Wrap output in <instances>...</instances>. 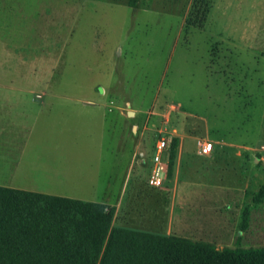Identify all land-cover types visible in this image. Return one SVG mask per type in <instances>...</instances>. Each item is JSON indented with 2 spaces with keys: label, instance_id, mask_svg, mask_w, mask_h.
Here are the masks:
<instances>
[{
  "label": "rangeland",
  "instance_id": "1",
  "mask_svg": "<svg viewBox=\"0 0 264 264\" xmlns=\"http://www.w3.org/2000/svg\"><path fill=\"white\" fill-rule=\"evenodd\" d=\"M0 91L39 93L34 101L47 103L29 112L36 122L30 121L25 157L8 183L91 201L117 199L105 195L106 187L90 188L92 179L106 181L96 178L92 160L101 134L124 139L121 126L127 133L134 123L128 110L137 111L139 128L146 125V160L161 137L172 146L174 137L163 129L176 128L220 143L215 174L223 184L237 175L240 194L215 198L216 213L211 196L186 195L181 188L172 235L189 233L220 248L264 245V202L255 203L264 186V0H0ZM104 100L124 119L117 111L108 121L101 117ZM96 102L99 107L89 106ZM190 157L185 153L181 178L192 174ZM176 159L160 188L175 186ZM122 176L116 172V191ZM132 183L124 206L132 201ZM164 197L170 203L174 196ZM141 202L144 219L134 216L130 223L165 232L151 211L164 201ZM119 214L116 224H124ZM189 215L191 224L181 228Z\"/></svg>",
  "mask_w": 264,
  "mask_h": 264
},
{
  "label": "trees",
  "instance_id": "2",
  "mask_svg": "<svg viewBox=\"0 0 264 264\" xmlns=\"http://www.w3.org/2000/svg\"><path fill=\"white\" fill-rule=\"evenodd\" d=\"M178 144L174 137L171 172ZM255 200L264 201V186ZM116 211L101 202L0 185V264H264V245L220 248L141 231L116 224ZM248 218L247 212L245 227Z\"/></svg>",
  "mask_w": 264,
  "mask_h": 264
},
{
  "label": "crops",
  "instance_id": "3",
  "mask_svg": "<svg viewBox=\"0 0 264 264\" xmlns=\"http://www.w3.org/2000/svg\"><path fill=\"white\" fill-rule=\"evenodd\" d=\"M39 95L41 94L28 93V92L26 93L23 92V94L22 92L18 94H14L12 92L0 91V172L2 171L6 172V175L4 174L3 176L5 178L0 177V185L24 189L33 192L46 193L51 195H58V196L85 200V201H91L88 200L87 198H79L78 196H66L58 193H47L46 191L38 189L39 187L36 186H29V188L17 187L16 185H13V182L8 183L10 181L11 172L18 170V166L20 164L21 159L25 157V147L27 146V140L30 138L31 130H33L32 128L33 125L30 123V121L32 120V122H36L35 117L37 115L35 114L38 111H40L42 108H44L47 104L45 101L44 102L38 100L34 101L33 97H35V99H40L38 97ZM48 97L64 98V99L72 98V97L63 96L62 94H58V93H49ZM101 102H102L101 107H103V109L106 112V114H102L101 117H106V121H108L109 119L108 115L110 111H117L118 112V114H116L117 117L124 119L122 116H120L122 114V111L119 108H117L116 110L115 109L112 110L108 106L109 105L108 102H105V100ZM97 103L98 102H96V104ZM96 104L89 106L99 107L98 104L97 105ZM22 110L26 112L21 115V113L24 112ZM129 111L130 110H128V116H130ZM29 112L30 113L34 112L35 114H31L33 115L31 116ZM134 113L135 114L133 115V117L132 116L130 117L131 121L134 122L131 123L132 126L128 122L130 126V131L128 130V132L126 133L125 127L123 125L121 126L123 135L120 138H124V139L115 140L117 136L114 134H110V138L105 139V134L104 133L101 134V141L99 144L101 146V149L95 151L96 154L93 156V160H92V162H94L95 165H93L91 169L92 170L95 169L98 173L96 178L101 180L103 178L106 179V181L104 183L103 181L101 182L92 179L90 181L91 182L90 188L96 186H100L98 188L106 187L107 192L105 193V195H117L119 197L113 201H111V199L107 197L104 200H97V201L94 200L93 202H101L108 204L112 207H115L117 210L116 211L117 217L119 213L121 214V212H123L124 214H122L123 215L122 220H125V224H127V226L133 229L158 233L162 235H172L174 233L173 228H175V224H174L175 220L178 218L176 215L177 209H175V205H176L175 199L177 195H181V188L183 190L184 189L186 190V195L204 194L207 196H211V201H212L211 207L213 208H214L213 201H215L214 199L220 198L221 195L223 194L234 196L232 200L233 199L236 200L237 195L240 194L238 188L237 175L234 180H231L228 185H225L222 183L223 178L222 179L217 178L215 174L216 171L215 169L218 168L217 165L219 162V155H216V151L218 153L222 149L220 143L214 140L216 144H214V149L212 154L210 156H204L200 154L198 151L197 142H196V139L198 137L186 133L185 131L180 132L176 128H173L171 130L168 127H166L165 129H163L165 132L169 133L172 137L179 138L177 159H176V166L178 168V172L175 177V186L171 189L167 187L157 188L155 186L150 185L148 183V179L153 167V158H151L150 161L146 160L144 158L145 153H143L142 151L143 130L146 128V125L139 128L141 124L137 122V118H136L137 111H134ZM117 127H119V125ZM128 134H130L131 137H129ZM95 143H97V141ZM34 151L39 152V148L35 147ZM155 152L156 149L153 150L152 157L154 156ZM185 153H189V155L191 154V157L188 159L189 160L188 165L190 171H192V174L190 173L188 174L187 172H184V176L183 178H181L180 176L183 173L181 172V167L182 164L184 163ZM139 155L143 156L141 160L139 158ZM169 157H170V149H169ZM111 158L113 159L111 160ZM29 161H34L33 157ZM120 163H122V166H119ZM119 170L123 171L124 176H122L123 182L121 184V190L116 191L114 178L116 176V172ZM145 173H147V176L145 175ZM198 173H200V175L202 176L201 180H198L197 177ZM212 174L213 175L215 174V176L207 178V176ZM131 183L133 188L132 201L128 203V205L124 206L125 196L128 193V189ZM224 189H226L227 191L225 192ZM92 191L95 192V189L93 188ZM170 193L174 197L170 199V203H167L164 194H170ZM147 198L154 200V202L157 205H158V201L161 202V199L162 201H164L163 205L160 204L159 207H156L159 209L156 210L153 209L151 211L152 214L156 215L154 216L156 218L155 221L160 220V222L163 221V224H166L165 232L149 229L146 227V225H144V222L137 223L134 221V223H132L133 225L130 223L131 221L130 219H132L134 216H136V218H138L139 216L141 220L144 219L143 216L145 215H143L141 212L146 211L147 209L146 208L139 209L138 204L144 203L141 202V200H146ZM199 201L203 203V199ZM191 203L195 204V200L192 199L190 204H188L190 208H193ZM234 203H235L234 207L236 208L238 202H234ZM261 204L262 203H260L259 205ZM182 205H185V203H183ZM219 205L220 204L216 203L217 208H214L213 210L215 211V213L218 211V209L220 210ZM229 216L226 215V217H224V214L223 215L219 214L217 217L222 219H227V217ZM199 217L200 218H196L195 220L199 221L202 216ZM191 220L192 218L190 219V215H189V219H187L186 221L187 223L183 224L181 228L190 225ZM215 226H220V225H215ZM184 230L179 229L180 232ZM181 235L182 237L198 240V239H194L189 233H182Z\"/></svg>",
  "mask_w": 264,
  "mask_h": 264
},
{
  "label": "built area",
  "instance_id": "4",
  "mask_svg": "<svg viewBox=\"0 0 264 264\" xmlns=\"http://www.w3.org/2000/svg\"><path fill=\"white\" fill-rule=\"evenodd\" d=\"M198 151L204 156H210L214 149L211 140L198 137L196 139ZM170 145L165 137H161L156 144V152L153 156V167L149 176V184L161 187L167 177L169 164Z\"/></svg>",
  "mask_w": 264,
  "mask_h": 264
},
{
  "label": "water",
  "instance_id": "5",
  "mask_svg": "<svg viewBox=\"0 0 264 264\" xmlns=\"http://www.w3.org/2000/svg\"><path fill=\"white\" fill-rule=\"evenodd\" d=\"M134 114H135L134 111H131V110L129 111L130 116H133Z\"/></svg>",
  "mask_w": 264,
  "mask_h": 264
}]
</instances>
